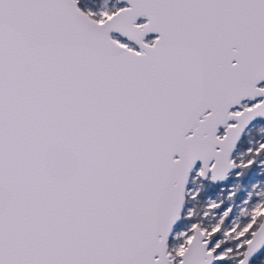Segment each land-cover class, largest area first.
Instances as JSON below:
<instances>
[{
    "label": "snow or ice",
    "instance_id": "snow-or-ice-1",
    "mask_svg": "<svg viewBox=\"0 0 264 264\" xmlns=\"http://www.w3.org/2000/svg\"><path fill=\"white\" fill-rule=\"evenodd\" d=\"M0 264H264V0H0Z\"/></svg>",
    "mask_w": 264,
    "mask_h": 264
}]
</instances>
